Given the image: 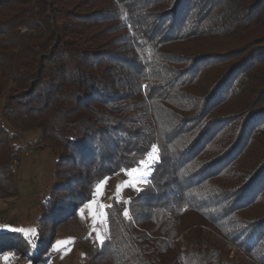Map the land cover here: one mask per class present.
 <instances>
[{
	"label": "trees",
	"instance_id": "1",
	"mask_svg": "<svg viewBox=\"0 0 264 264\" xmlns=\"http://www.w3.org/2000/svg\"><path fill=\"white\" fill-rule=\"evenodd\" d=\"M76 1L0 0V198L29 131L57 157L46 226L156 148L146 191L105 209L96 264H242L228 242L264 264V0ZM107 22L124 33L100 45ZM51 238L0 229V264L42 263Z\"/></svg>",
	"mask_w": 264,
	"mask_h": 264
},
{
	"label": "rangeland",
	"instance_id": "2",
	"mask_svg": "<svg viewBox=\"0 0 264 264\" xmlns=\"http://www.w3.org/2000/svg\"><path fill=\"white\" fill-rule=\"evenodd\" d=\"M76 3L80 4L79 10L90 12L94 9L93 5L87 7V0H77ZM98 5L97 8L100 7ZM115 24L112 22L93 24L92 31L100 45H106L110 40L122 37L123 30L106 32ZM11 131L12 134L17 133L13 129ZM11 143L17 152L13 161L17 173V194L13 198H0V229H22L23 231L17 232L26 241L31 242L29 244L31 247L28 248L31 252L38 245V241L51 236L47 246L37 254L42 263L36 264H96V255L108 237L105 209L114 200L126 203L135 194L145 192L153 165L158 161L149 160L148 157L151 155L159 158L155 148L156 152L153 153L152 150L144 160L145 165L142 166L140 163L133 168L139 171L128 175L132 172L131 169L126 173L119 172L103 179L94 188L91 199L78 207L70 218L57 226L53 224L46 226L40 220L53 187L57 157L53 155L48 142L40 141L39 131L26 132L21 137H16V140L13 139ZM32 229H35L34 235ZM226 248L235 262L254 264L233 244L228 242ZM1 257L3 264H33V261L28 260L21 252H4Z\"/></svg>",
	"mask_w": 264,
	"mask_h": 264
},
{
	"label": "snow or ice",
	"instance_id": "3",
	"mask_svg": "<svg viewBox=\"0 0 264 264\" xmlns=\"http://www.w3.org/2000/svg\"><path fill=\"white\" fill-rule=\"evenodd\" d=\"M155 152H156V149L153 148V153H155ZM148 159H149V160H154V161H156V160H158V157H155V156H151V155H150V156L148 157ZM140 163H141L142 166L145 165V161H141ZM148 167H151V165H148ZM145 170H146V169H145ZM137 171H139V170H138V169H133L132 172L128 173V175H132V173L137 172ZM133 186H135V184H134ZM99 190H100V189H99V187H98V188H97V191H99ZM137 191H138V189H137ZM124 215H125V216L128 215L127 211H125ZM9 230H10V231H23L22 229H9ZM31 231H32V233H33V235H34V234H35V229H32ZM101 243H102V241H101Z\"/></svg>",
	"mask_w": 264,
	"mask_h": 264
},
{
	"label": "built area",
	"instance_id": "4",
	"mask_svg": "<svg viewBox=\"0 0 264 264\" xmlns=\"http://www.w3.org/2000/svg\"><path fill=\"white\" fill-rule=\"evenodd\" d=\"M14 161V160H13ZM14 163H16V160H15V162Z\"/></svg>",
	"mask_w": 264,
	"mask_h": 264
}]
</instances>
